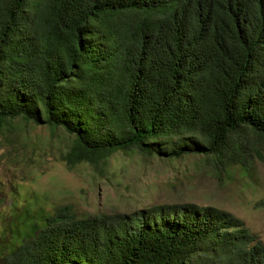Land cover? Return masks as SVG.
<instances>
[{
  "label": "trees",
  "instance_id": "16d2710c",
  "mask_svg": "<svg viewBox=\"0 0 264 264\" xmlns=\"http://www.w3.org/2000/svg\"><path fill=\"white\" fill-rule=\"evenodd\" d=\"M18 118L71 136L69 169L136 151L252 176L264 0H0V131ZM13 202L0 264H264L259 236L211 206L83 217Z\"/></svg>",
  "mask_w": 264,
  "mask_h": 264
},
{
  "label": "rangeland",
  "instance_id": "374dc122",
  "mask_svg": "<svg viewBox=\"0 0 264 264\" xmlns=\"http://www.w3.org/2000/svg\"><path fill=\"white\" fill-rule=\"evenodd\" d=\"M0 131V223L8 224L13 197L46 210L68 206L83 217L132 214L152 206L191 203L229 212L264 242V163L252 176L227 179L196 157L165 162L136 151L116 152L103 172L63 161L71 136L62 128L15 119Z\"/></svg>",
  "mask_w": 264,
  "mask_h": 264
}]
</instances>
